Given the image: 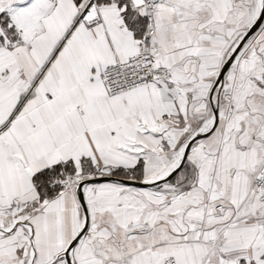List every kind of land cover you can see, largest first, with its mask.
Listing matches in <instances>:
<instances>
[{
    "label": "snow or ice",
    "instance_id": "1",
    "mask_svg": "<svg viewBox=\"0 0 264 264\" xmlns=\"http://www.w3.org/2000/svg\"><path fill=\"white\" fill-rule=\"evenodd\" d=\"M0 264H264V0H0Z\"/></svg>",
    "mask_w": 264,
    "mask_h": 264
}]
</instances>
